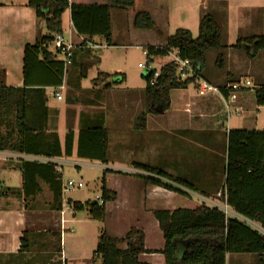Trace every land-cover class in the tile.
I'll list each match as a JSON object with an SVG mask.
<instances>
[{"label": "crops", "instance_id": "0c3cea01", "mask_svg": "<svg viewBox=\"0 0 264 264\" xmlns=\"http://www.w3.org/2000/svg\"><path fill=\"white\" fill-rule=\"evenodd\" d=\"M29 1L30 0H0V89H21L24 87V48L26 45L34 44L40 37L46 36V34H44L45 31L48 34L45 22L38 19L35 10L30 7ZM210 1L220 2L219 0ZM259 1L261 3H258ZM142 2L144 1L137 0L135 7L132 9H112L111 23L113 11L126 14L132 27V30H128L130 43L135 42V45H140L145 49L149 47L158 48L167 46V40L170 36L165 34V29L171 27L169 23L171 13L169 10H166V8H160L156 0H145L143 4ZM237 2H240L236 5L235 10L238 15L239 30L249 29L253 34L250 37L261 36L262 33L263 36L264 0H238ZM70 4L109 5L106 0H70ZM227 7L229 12L231 7L230 5H227ZM222 11L224 13V10ZM139 12H148L151 14L156 23V31H144L134 28V18ZM261 13L263 16L260 19L256 14L260 15ZM161 16H163V19H161ZM213 17L216 19L214 14ZM67 21L69 24L65 25ZM62 22V35L66 41L72 43L77 48V53L74 64L66 68L63 86L59 88L47 87L45 89L44 99L45 107L48 111V120L43 133H36V136H26L19 133L15 126L16 113L14 109L5 114L0 110V264H68L67 255L62 247L63 236L68 232H74V230L71 229V225L77 223V220H72L76 218L75 216L77 213L69 214L72 219L67 218L68 213L65 211V207L69 202L75 203L79 201L68 200L66 206L64 205L65 202L63 197L65 191L63 180L65 178L64 173H66L64 170L65 172L63 171L62 173V201L60 209L64 211V214H61V211H57L54 207V191L50 185L52 182L51 175H48L45 168H35L32 166H29V168L24 167L23 162L27 161L18 159L20 155L24 153L18 152L17 146L24 143L25 139L28 141L27 144H32L34 147H37L38 145H44L46 142H54L57 138L60 146L64 149L67 134L73 132L75 135L74 151L76 153L77 137L81 127V121L78 117H74V112L78 113L79 107H85L87 110L99 108L102 104L100 99L102 92L100 89H105V86H93L92 82L91 89L85 88L83 86L84 80L88 78L89 70L95 64L101 63L97 53L103 49L116 45L113 23L112 45L109 46L103 38L96 37L90 39L78 35L72 25L70 10L63 15ZM94 44L101 47L97 48L95 51L94 48H92ZM51 48L52 47H49V50L52 52ZM85 50L90 51L85 52ZM52 53L56 54L55 52ZM55 56L56 60L63 61L61 56L57 54ZM233 60L235 61L233 62L234 65L238 68L244 65L242 73L245 75V78L242 80L251 81L252 84L257 80L256 84L258 85L264 83V69H262L260 73L255 72L254 63H248L245 59L243 60L239 54H235ZM87 66L90 69L85 71ZM219 73H224L229 78L234 77L233 72L230 70ZM83 74H85L84 77ZM122 77L123 81L120 82V84H123L126 80V75ZM207 81L212 83L209 80ZM188 88L189 87L181 90V94L184 95L186 93L184 90ZM66 90H69L73 98L70 97V99L66 100L64 96ZM85 91L91 94L86 106L82 105V102L78 100H82L83 92L86 94ZM57 93L62 95L61 101L56 99ZM129 93L132 92H127V94ZM182 100L184 101V111L178 115V117H182L180 121L178 120V122H176L175 125H171L170 128L177 126L171 130H178L175 132L179 133V135L182 136L180 137L181 140L187 144H189V142L186 138L191 142L193 139L192 136L196 133L193 141L194 145L192 146H196L197 149L199 148L201 154L198 155L195 152V155L191 151H186V148L178 146L177 150L166 152L167 154L162 155L158 146L155 145L154 141H152L153 139H151L150 144H142L140 141L139 145L136 146L137 153L134 165H142L163 171L168 176L181 179L200 189V191L206 192L210 197H215L216 192H218L217 189L225 182L227 135L229 131L236 130L230 127L232 118L236 114L245 116L247 118L245 124L247 129L245 130L264 131V119H262L264 107H258L256 105L253 88L240 93L224 96V100L219 97L211 96L207 98L201 97L197 100L187 97L186 94L182 97ZM63 102L65 105L61 106ZM127 105L130 106L131 104L129 105L128 103ZM192 107H195L196 111L200 113L199 118L196 120L195 118L192 120L186 115L191 112ZM161 115L149 117L145 129L147 132L149 124L151 123L150 121ZM220 115L223 124L227 123L228 125V127H225L226 133L224 135V140H226L223 145L225 153L221 157L218 152L216 153L217 149L215 150L213 147L214 145L210 144H214L218 137L216 134L218 132L216 131L218 126H215V129H210L208 127L209 124H213L211 119L220 117ZM249 115H252V120L248 118ZM92 117L93 115H91L90 120L95 118ZM153 128L156 132L152 133H155L156 137H158L157 135H165L162 129H159L157 125H154ZM145 130L140 131V133L144 134L146 132ZM186 132L191 133L188 135ZM219 135L221 137L220 133ZM210 136L212 137L210 138ZM165 137L168 138L171 137V135ZM213 138L214 142H212ZM182 151L188 156V163L183 164L181 160L176 159H170L173 160L172 162L168 161L166 155L175 157L173 154L177 153L181 156ZM75 153L71 158L63 157V159L69 160L77 158ZM161 157H165L163 160L168 161V164H172V168L167 167L169 169L164 170L162 167H159V161H163L159 159ZM200 157L202 158L200 159ZM190 159L195 161L192 162ZM108 164L109 156L107 165ZM109 170L112 171V169ZM138 171L143 170L138 169ZM112 175L113 174H106V187L108 190L116 192L118 197L115 202L106 204V218L111 213L110 208L113 206L119 207L117 210L120 216L122 213L129 216L132 211L135 210L139 218L136 222L132 220L133 223L132 225L130 224L131 227L126 229L121 235L109 233L108 227L106 231L110 236L121 239L124 238L132 228L142 230L146 236L145 250L151 252V254H142L139 256V260L148 264H166L165 258L161 254L165 248V239L159 227V223L154 216V212L158 210L170 212L176 210H195L199 206L196 204L192 209L180 207V202L183 201V199L185 200V198L181 200L179 198L181 195L178 193L168 191L152 184H147L141 179L129 176L123 177L128 178L127 182L133 189L131 190V194L126 199H123L122 195L116 189L110 187L109 177ZM188 202L193 203L191 201ZM142 214H145L146 221H150L152 229H156V231L160 233L158 234L160 240L156 244H153L149 239L148 232L151 228L146 225L144 222L145 220L142 221ZM133 217L134 215H132L131 219ZM24 234L27 236L26 240L29 247L27 251L22 250V239ZM176 245L179 255L181 256L185 243L176 241ZM120 248L126 250L127 246L126 244H122ZM93 262L95 261L93 260Z\"/></svg>", "mask_w": 264, "mask_h": 264}, {"label": "trees", "instance_id": "16d2710c", "mask_svg": "<svg viewBox=\"0 0 264 264\" xmlns=\"http://www.w3.org/2000/svg\"><path fill=\"white\" fill-rule=\"evenodd\" d=\"M109 5H79L70 4V0H30L29 5L36 12L39 20L44 21L48 34L40 37L34 44L24 48V87L21 89H0V110L8 113L14 109L16 113L15 126L18 132L24 135L36 136L43 133L48 120V111L45 107V89L47 87L59 88L63 86L66 73L64 63L56 60V54L49 50L56 34L63 32V15L70 10L72 25L80 36L90 39L103 38L107 45H112V9H132L136 0H106ZM134 28L144 31H156V23L148 12H139L134 18ZM222 29L216 19L207 15L201 19L199 35L194 38L186 29L177 30L167 40V46L160 48H147L149 56L147 64L153 63L156 58H164L170 50H177L182 59L190 61L202 77L206 68V54L212 50H222ZM245 51L249 59L257 58L264 52V35L239 38L233 47ZM77 51V49H76ZM73 64L76 58V52ZM90 51V50H88ZM85 50V52H88ZM91 53V52H89ZM226 56H217L215 67L223 70ZM90 68L85 69L88 71ZM155 71H149L144 76L145 110L135 120L134 129L143 131L147 126L149 117L159 116L171 109V94L175 90L186 89L195 78L182 81L177 76V68L168 63L160 69L159 77L153 82ZM85 74H83V77ZM111 77L100 73L92 81L93 86L110 89L108 80ZM123 81V80H122ZM121 81V82H122ZM225 88V87H221ZM256 105L264 107V83L254 89ZM225 96L228 92H224ZM104 117V116H103ZM98 116L90 120L81 121L77 137V149L74 151L75 135L69 132L66 136L64 149L56 138L54 142L34 147L24 143L17 146V151L26 155L46 158H71L74 153L78 159L100 162L107 165L109 134L105 127V120ZM24 167L45 168L51 175V188L55 196V209L61 211L62 201V174L57 172L53 164L37 162H23ZM137 169L167 179L206 199L212 197L200 191L195 186L181 179L173 178L163 171L137 165ZM25 169V168H24ZM106 174H118L143 180L168 191L189 197L177 188L169 186L158 179L130 175L123 172L106 170ZM44 175V174H43ZM47 175V174H45ZM105 176L101 198L99 202L80 203L69 202L74 213L87 210L93 220L104 222L106 219V204L117 200V193L106 187ZM48 178V177H46ZM57 185V186H56ZM228 207L238 215L261 225L264 230V131L259 130H231L227 135L225 182L217 189ZM154 216L159 223L165 239V248L161 254L166 264H227L228 255L256 256L259 264H264V235L248 227L235 218H227L218 208L201 205L195 210H176L173 212L158 210ZM27 236L22 239V250L27 251ZM145 233L132 228L124 238L118 239L110 236L106 229L101 230L99 244L94 252L93 260L101 259V264H148L141 262L139 256L151 254L145 250ZM176 241L185 243L182 255H179ZM126 244L127 249L120 246ZM60 249V242H59ZM60 251V250H59Z\"/></svg>", "mask_w": 264, "mask_h": 264}, {"label": "rangeland", "instance_id": "374dc122", "mask_svg": "<svg viewBox=\"0 0 264 264\" xmlns=\"http://www.w3.org/2000/svg\"><path fill=\"white\" fill-rule=\"evenodd\" d=\"M143 1L144 2H142V4L145 3V0ZM219 1L220 2H211L210 0H156L160 8H166V10H169V12L171 13L169 21L171 27L165 29V34L169 36L174 35V33L179 29H186L192 33L194 38H197L199 35V26L201 19L207 15H215L222 29L223 49L219 51L212 50L207 52L206 68L203 72L202 78L206 82H208L207 80L211 81L213 84L209 82L208 83L212 86L221 88L228 86V84L230 83L247 81L242 80L245 78V75H243L242 73L244 65L238 68L233 63L235 62L233 60L235 58V54H239L243 58V60L245 59L248 63L253 62L256 69L255 72L260 73L262 72V69H264V52H262L255 59H249L245 51H240L233 48L239 38H248L253 34L249 29L239 30L237 19L238 15L235 11L236 5L240 3L237 2L238 0ZM258 3L261 2L259 1ZM227 5H230L231 7V10L229 12ZM222 10H224V13ZM261 14H256V16L261 19L264 12L262 15ZM161 19H163V16H161ZM112 23L116 46L103 49L97 53V56L100 57L101 63L95 64L89 70L88 78L84 80L83 83V86L85 88L91 89V82L98 78L99 73L103 72L104 74H107L111 77L108 80V83H111L112 87L106 90L100 89V91L102 92V95L100 96L102 104L99 108L87 110L85 107H79V112H74V117H78V119L83 122L85 120H89L91 115H93V117L95 118H97L98 116H104L103 118L106 122L105 127L108 129L109 134V164L103 165L100 162H92L81 160L78 158L69 159L71 162H73V165H67L64 168V170L66 171V173H64L65 178L63 180L64 187H66V184L69 180L81 181L83 182L85 187L82 189L65 191L63 197L65 206L68 200L79 201L84 204L95 202L96 197H99L102 194L103 179L105 176L104 172L106 170L112 169V171L123 172L132 176L138 174L145 175L146 173L144 171H138V169H136V166L134 165L135 156L137 153L136 146L139 145L140 141L142 142V144H150L151 139H153L152 141H154L155 145L158 146L159 151L162 152V155L167 154L166 152L177 150L178 146L186 148V151H191L195 155L196 153L198 155L201 154L199 148L197 149L196 146H192L194 145L193 141L195 139L194 136L196 135V133L194 134V136H192L193 139L191 140V142L188 140V138H186L189 142V144H187L181 140L180 137L182 136H180L179 133L175 132L178 130H171L177 126H173L172 128H170L171 125H175L178 120L180 121V118L182 117H178V115L179 113H182L184 111V101L182 100V97L185 96V94L187 97H191L192 99L198 100V98H201L199 94V86L193 83L187 90H184L186 92L184 95L181 94V90L183 89L175 90L172 92L171 110L162 114L160 117L152 119L150 121L151 123L149 124L148 132L146 130L145 133L143 132L145 135L141 134L140 131H136L134 129L135 120L145 110V71L142 70L139 65L146 66L147 57L143 54V49H145L144 47L135 45V42H129L128 30H132V27L131 23L128 21L126 14H121V12L113 11ZM68 24L69 23L67 21L65 25ZM44 34L47 35V32L45 31ZM51 50L52 52H55V48L52 47ZM94 50L96 51L97 49L94 48ZM220 54H224L226 56V64L223 70H218L215 67L217 56ZM167 63H169L168 58H156L153 63L150 64V68L148 70H156L157 72H159L161 67H163ZM229 70L233 72L234 77L229 78L226 76V74L219 73L227 72ZM123 75H126V80L123 84H120ZM256 83L257 80L253 82V84L251 82L253 89L258 85ZM127 92L132 93L127 94ZM64 96L66 100L70 99V97L73 98V96H71V94L69 93V90H66L64 92ZM89 96H91V94H88L87 92L85 94L83 92L82 100H78L82 102V105L86 106L88 104ZM207 97L210 96H206L203 98ZM127 102L129 103V105H131L128 106ZM62 105H65V103L63 102L61 106ZM186 115L188 116V118L192 120L193 118H195L196 120L199 118L200 113L196 111L195 107H192L191 112L187 113ZM248 118L252 120V115H249ZM262 119H264V113ZM183 120L186 121L185 119ZM211 121L213 122V124H209L208 127L210 129H215V126H218V128L216 129V131H218L216 133L218 137L216 138L214 144H210L214 145L213 147L215 148V150L217 149L216 153L218 152L221 157L225 153L223 145L224 141L226 142V140H224V135L226 133L225 127H228V125L227 123L223 124L221 115L220 117L212 118ZM246 121L247 118L245 116H239L236 114L232 118L230 127L236 130H245L247 129L245 127ZM154 125H157L159 129H162L165 135H157L158 137H156V134L152 133L156 132L153 128ZM190 133L191 132H186V134L188 135ZM219 133L221 134V137ZM167 135H171V137L166 138L165 136ZM211 137L212 136H210V138ZM212 142H214V138ZM181 154L182 155L180 156L177 153H174L173 155H175V157L170 155L166 156L168 158V161L171 162L176 159L181 160L183 164L188 163V156H186L183 151L181 152ZM163 158L165 157H161L159 159L163 160ZM201 158L202 157H200V159ZM168 161H159L158 166L162 167L164 170H168L169 168L167 167L172 168V164H168ZM194 161L195 160H192V162ZM127 179V177H123L122 175L118 174H113L109 177L110 187L116 189L122 195L123 199H126L131 194V190L133 189V187L130 186V184L127 182ZM179 198L181 200L182 198H185V200L183 199L184 202H180V207L192 209L194 208V206H196V204L197 206H201L203 204L207 206V203H204L202 199L200 200L201 197L193 194H191L189 197L182 195ZM210 199L223 204L218 196L212 197ZM188 201H191L193 203H189ZM118 208V206L111 207V213L107 216L104 222L93 220L87 210L78 212L75 216L76 218L72 219L69 216V210L65 209V211L68 213L67 218L77 220V223L71 225V229H73L74 232H68L63 236L62 247L67 255L68 264H101L102 261L98 258H96V262H93L94 252L96 251L99 244L101 230L109 229V233H112L114 235H121L126 229H129L131 227L130 224L132 225V223L136 222V220L139 218L138 215H136L135 210H133L131 215L129 216L125 213H122V215L120 216L117 210ZM132 215H134V217L131 219ZM141 217L142 221L145 220L144 222L146 223V225L151 228L148 232L150 241L153 244H156L160 240L158 235L160 234L159 231H156V229H152V224L150 223V221H146L145 214H142ZM255 224L257 227H261L260 224ZM257 262V257L252 255L230 254L227 258V264H259Z\"/></svg>", "mask_w": 264, "mask_h": 264}, {"label": "built area", "instance_id": "2783aa9c", "mask_svg": "<svg viewBox=\"0 0 264 264\" xmlns=\"http://www.w3.org/2000/svg\"><path fill=\"white\" fill-rule=\"evenodd\" d=\"M50 46L55 48V53L63 58L62 62L64 63L65 69L73 64V59H74L75 51L77 48L72 43L66 41V39L64 38V36L62 34H56L54 36L53 42L51 43ZM100 47L101 46H99V45H95V44L92 45V48H95V49L100 48ZM158 48L162 49L163 47H158ZM143 54L146 57L149 56V51L147 48L143 49ZM165 58H168L169 63L174 64L176 66L177 76L180 80L186 81L190 78H195V80L193 81V84L199 86V94L201 97L212 96V97H219V98L224 100V96H225L224 92H228V95H232V94L240 93V92H243V91H246V90H249L250 88H252L251 82H249V81H245V82L240 81V82L230 83L225 88H219L216 86H212L208 82L204 81V79L202 77H199L197 75V70L192 66L190 61L187 59H182L177 50H174V49L170 50L167 53V56ZM149 66L150 65H148L147 63H146V66L139 65V67L142 70H144L145 72L149 71L148 70L150 68ZM153 71H155V74H154L153 81L151 83L152 85L154 84L153 82L159 77V74H160V71L159 72H157L156 70H153ZM56 99L61 101L62 95L57 93ZM18 159H21V160H24L27 162H37V163H42V164H53L55 166L56 171L61 173V174L63 173L64 168L67 165H73V162H71L70 160H67V159H63V158H46V157L22 154V155H20V158H18ZM145 173L146 174L142 175V176L158 179L161 182H163L169 186H172L174 188H177L178 190L183 191L184 193L188 194V196L193 194V195L201 197L200 200L202 199V201L204 203H207V206L212 207V208H218L219 210L224 212V214L226 215L227 218L238 219L242 223H245L251 229L258 231L259 233H263V235H264V230L262 229V227H257L255 222H253L249 219H246V218L238 215L237 213H235L233 210H231L228 207L226 202H223V204H220V203L215 202L211 199H206L200 195L189 192L188 190L182 188L179 185H176L175 183H173L170 180L161 178L157 175H153V174H150L147 172H145ZM84 187L85 186H84L83 182H81V181L69 180L66 184V187H64V191L77 190V189H82ZM217 196L220 199L223 198L221 193H219ZM96 201H98L101 205L104 203L101 196L96 197ZM65 209L69 210L70 214L74 213L71 205H67L65 207ZM61 214H64L63 210L61 211Z\"/></svg>", "mask_w": 264, "mask_h": 264}, {"label": "water", "instance_id": "95a60500", "mask_svg": "<svg viewBox=\"0 0 264 264\" xmlns=\"http://www.w3.org/2000/svg\"><path fill=\"white\" fill-rule=\"evenodd\" d=\"M147 75H148V71L144 72V76H147ZM95 203H96V201L93 202V204H95Z\"/></svg>", "mask_w": 264, "mask_h": 264}]
</instances>
